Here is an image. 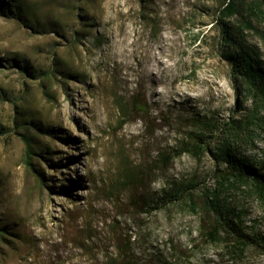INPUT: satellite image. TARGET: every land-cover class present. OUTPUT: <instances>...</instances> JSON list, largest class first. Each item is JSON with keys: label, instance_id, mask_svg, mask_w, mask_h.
<instances>
[{"label": "rangeland", "instance_id": "1", "mask_svg": "<svg viewBox=\"0 0 264 264\" xmlns=\"http://www.w3.org/2000/svg\"><path fill=\"white\" fill-rule=\"evenodd\" d=\"M11 1L59 33L0 16V264H264L261 248L230 261L186 205L159 200L169 181L213 183L211 157L179 149L231 114L210 23L221 0ZM245 33L264 59V19ZM261 116L243 136L255 158ZM38 129L51 149L34 162L43 183L22 161L20 133ZM233 197L246 233L264 234V200Z\"/></svg>", "mask_w": 264, "mask_h": 264}, {"label": "trees", "instance_id": "2", "mask_svg": "<svg viewBox=\"0 0 264 264\" xmlns=\"http://www.w3.org/2000/svg\"><path fill=\"white\" fill-rule=\"evenodd\" d=\"M0 16L14 19L27 29L59 33L58 29L54 31L49 20L40 21L30 8L15 1L0 0ZM261 18L264 19V0H221L210 23L214 31V48L217 56L227 64L235 94L233 106L229 109L231 114L222 123H204L190 130L179 149V152L187 151L198 161L210 156L209 176L213 183L201 184L193 177L169 181L161 189L159 198L164 202L178 201L186 205L198 217L199 232L204 239L221 243L223 254L233 262L241 260L249 248L264 250V234H257L253 239L246 233L241 220L246 209L238 208L233 197V193L241 192L244 197L264 200V145L262 158H255L245 153L243 140L250 125L260 121L264 112V59L245 33L253 28L255 20ZM62 67L54 64L43 74V80L47 82L55 76L54 73L60 74ZM246 101L249 105H245ZM19 127L26 128V125L21 122ZM34 134L35 139H32L25 131L20 133L22 161L36 180L43 183V176L34 162L50 158L49 144L41 141V136L48 131L38 129ZM246 137L251 139L249 135ZM159 157L167 164L168 157H162V154ZM125 174L127 179L134 180L133 171L128 173L126 170ZM0 230L5 231V228ZM3 233L0 232L1 237Z\"/></svg>", "mask_w": 264, "mask_h": 264}]
</instances>
